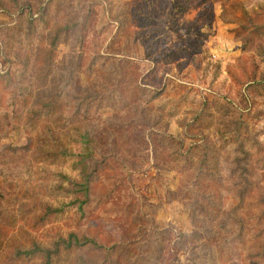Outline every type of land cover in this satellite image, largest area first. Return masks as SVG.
I'll return each instance as SVG.
<instances>
[{"label": "rangeland", "instance_id": "rangeland-1", "mask_svg": "<svg viewBox=\"0 0 264 264\" xmlns=\"http://www.w3.org/2000/svg\"><path fill=\"white\" fill-rule=\"evenodd\" d=\"M24 1L0 0V170L6 175L0 173V214L5 230L0 232V264H40L38 252L25 253L32 249L33 242H47L54 234L69 230L83 231L104 246L82 253L89 264H164L179 247V233L181 247L172 258L173 264L262 261L264 245L257 244L263 231L250 226L249 219L264 204L251 211L246 199L235 212L232 210L235 200L225 176L231 146L218 151L217 170L224 177V185L217 187L221 196L212 221L206 224L212 231H197L185 195V189L193 186L188 184H192V176L188 171L179 173L185 163L167 156L170 148L164 151L159 135L166 132L180 136L184 147L189 142L203 148L208 142L219 146L223 138L232 136L226 125L228 116L219 111V106L242 111L251 108V113L244 116L245 132L253 131L255 136L249 143L258 139L261 147L255 173L262 178L258 186L264 189V87L254 89L249 81L264 78V0H85L92 10L89 26L93 25L95 31L88 30L82 48L75 32L60 36L53 54V73L34 92L30 104L46 100V94L63 86L65 67L78 52L82 53L80 68L95 54L92 77L83 73V80L91 79L102 86L99 94L104 98L107 89L115 91L98 111L100 118L112 117L118 111L121 120L140 116L142 125L138 122L129 129L107 128L99 138L96 156L100 157L96 160L100 164H96L93 193L84 213L75 202L80 194L72 192V182L79 180L72 164L77 157L64 162H37L32 149L16 147L28 138L21 122L4 114L9 95L3 89H9L13 79L2 82L3 76L19 68L18 58L29 49L49 43V28L44 29L43 24L37 36L24 34L19 14ZM79 1L73 0V6ZM60 4L62 11H67L71 0H60ZM57 17L64 22V16ZM59 18L54 20L57 25ZM111 66L117 69L111 70ZM158 89L162 93L157 98L149 102L143 99L149 90ZM207 107V115L194 125L193 119ZM151 132L155 133L146 141L152 148L148 145L145 150L142 143L128 148L127 137L136 134L140 140ZM67 133L64 140L71 150L83 152L82 144L76 142V131ZM201 152V148L194 150L192 168ZM59 172L68 179H62ZM60 184L64 188L57 187ZM110 188L111 197L104 199ZM44 202L62 205L63 209L36 222ZM194 214L198 222H205L199 211ZM236 216L246 218L240 239L236 237ZM139 226L146 227L148 233L139 234ZM247 253L249 260L245 258ZM73 258L74 254H62L54 264H72Z\"/></svg>", "mask_w": 264, "mask_h": 264}, {"label": "trees", "instance_id": "trees-1", "mask_svg": "<svg viewBox=\"0 0 264 264\" xmlns=\"http://www.w3.org/2000/svg\"><path fill=\"white\" fill-rule=\"evenodd\" d=\"M91 3L94 4L93 2ZM61 5L60 0H26L20 6L22 11L19 14L23 17L21 28L24 29V34L27 37L37 36L39 34L38 27L40 24H43L44 29L49 28V33L47 34L49 43L47 45L38 43L33 49H29L23 57L18 58L19 68L14 70L12 75L3 76L5 80H2V82L13 79L12 86L9 89H3L9 95V102L5 105L6 110L4 114L10 116L17 122H21V127L25 128L28 138L25 144L16 147L20 150L25 148L32 149L35 152L37 162H41L42 160L64 162L65 160H71L73 157H77V159L72 160V164L77 170L79 180L72 182V192L80 194L75 199V202L77 203V209L84 213V205L90 201V195L93 193V180L97 171L96 164H100V161L96 160L97 157H100V155L96 156L99 138L107 128L118 130L127 127L129 129L130 126L138 125V122L141 126L142 118L140 119V116H136L135 118L127 117L121 120L123 117L118 114V111L112 117L100 118L98 111L104 107L109 95L113 97L112 93L115 91L114 89L112 91L107 89L108 94L104 98L102 94H99L102 93L99 89L102 86L91 79L83 80V73L84 75H90L92 77L93 67L95 66L97 57L95 54H92L88 64L80 68L81 52H78L71 64H67L65 67L67 70L66 76L63 79V86L59 90L46 94V100L30 104V98L34 96V92L42 88V84L48 81L53 73L55 66L53 54L60 36L66 34V32H75L78 43L82 48L88 30L93 29L95 31L93 25L89 26V22H92V10L86 4L85 0H80L77 6H73V0H71V4H67V11H62L60 8ZM83 7L85 10L82 9ZM62 12L63 15L61 14ZM59 15L60 17L64 16V22L57 17ZM57 18H59V21L61 20L58 25L54 22ZM101 67L104 69L103 65ZM116 69L111 66V70ZM249 81H251L254 89H257L259 86L264 87V78L259 81L255 79ZM65 84H67V88L64 87ZM111 85L113 86L114 84ZM161 93L162 90L159 89L149 90L143 99L149 102L157 98ZM243 93L245 94V91ZM111 105L113 107V103ZM204 109L203 112L200 111L197 117L193 119L192 122L194 125L197 124L196 121L201 120V116L207 115L208 107ZM219 111L228 116L226 125L232 133V136L223 138L219 146L208 142L209 144L203 148L197 142H189L188 146L184 147V138L180 136L166 132L159 135L162 136L161 143L164 145V151L170 148L167 156L170 155L172 159H178L185 163V165H180L179 173L188 171L187 174L192 176V184H188L193 186L191 189H185V195L189 199L191 222L197 231L198 229L212 231L206 224L212 221L214 210L217 208L216 201L221 196L217 187L224 185V177L217 170L218 151L220 148L228 145L231 146L228 160L226 161L227 171L225 176L230 181V196L235 200L232 210L235 212V207L242 202H246V199L251 203V211L255 206L264 204V189L258 186V182L262 178L257 177L255 173L258 161L257 157L261 153V147L257 143L258 139L252 141V144L249 143V140L255 136L253 131L249 133L245 132L247 123L244 116L251 113V108L248 111H242L238 110L237 107H227L223 104L219 106ZM93 124L95 125L93 126ZM210 124L211 122H208L206 126L209 127ZM69 130L76 131V142L82 144L81 148L83 152H74L65 142L64 137H68L69 133L67 132ZM153 133L155 132H151L149 135L145 134L144 138L140 140H137L136 134L134 138L127 137L128 148H132V145L135 148L140 147L139 145L142 143V146L146 145L144 146L146 150L148 145H150L146 140H150L149 137ZM185 136L191 138L190 134H185ZM253 144L256 145L255 148H253ZM150 146L151 148L153 147L152 144ZM154 147L153 152L156 155L157 147ZM197 148H201L202 152L194 163L196 164L195 167L192 168V155ZM255 153L256 156H254ZM102 158L104 159L105 157L103 156ZM122 163L124 162L122 161ZM191 169L194 172L191 173ZM257 169L259 170L260 166H257ZM4 170L8 172V170ZM0 173L3 177H6L4 171L0 170ZM58 175L62 179H68L66 174L59 172ZM4 181L6 180L3 179V184ZM57 187L64 188L61 184ZM1 188L2 186L0 185V196L2 197L3 193ZM112 192L113 189L110 188L104 199L110 198ZM188 192L191 193L189 194ZM168 194L172 193L168 192ZM102 196L103 194H100L101 200L103 199ZM244 207L246 208L245 203ZM41 209L42 212L36 217V222L42 217L45 218L49 215L60 213L63 206H53L50 203L44 202L42 203ZM197 211H199V215L203 217L205 222L197 221V216L194 214ZM227 213L225 212L224 214ZM230 214L234 219L233 213L230 212ZM235 219L238 222L237 224H239L236 230V237L240 239L244 232V219L246 218L243 219L240 216H236ZM253 219L255 222L252 225ZM253 219H249L251 221L249 225L256 227L259 232L261 230L263 231L261 240L257 244L262 246L264 245V207H259L253 213ZM3 221L4 216L0 214V232L5 231L2 227L4 226L2 224ZM201 223L204 225H201ZM138 231L139 234L142 231L148 233V229L142 226H139ZM6 235L4 234V236ZM181 241L182 234L179 233V247L169 254L164 264H173L172 258L174 259L175 255L178 254ZM102 248L104 246L96 238L89 236L87 233L69 230L54 234L52 239L47 242L34 241L32 249H29L30 251H26L25 253L38 252L41 257L40 264H54L62 254H74L72 264H89V262H85V256L82 253L84 251L101 250ZM113 248L111 247L112 251ZM249 256L250 254H245L247 260H249ZM228 260L230 261L231 259L228 258ZM250 262L251 264H264V259L259 261L255 258ZM225 264H228V262Z\"/></svg>", "mask_w": 264, "mask_h": 264}]
</instances>
